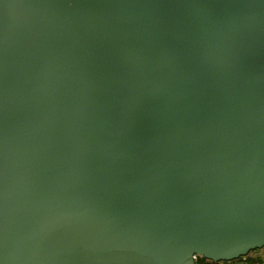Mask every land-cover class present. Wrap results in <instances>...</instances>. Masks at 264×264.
<instances>
[{"label": "water", "instance_id": "1", "mask_svg": "<svg viewBox=\"0 0 264 264\" xmlns=\"http://www.w3.org/2000/svg\"><path fill=\"white\" fill-rule=\"evenodd\" d=\"M0 183L3 264L264 248V0H0Z\"/></svg>", "mask_w": 264, "mask_h": 264}, {"label": "snow or ice", "instance_id": "2", "mask_svg": "<svg viewBox=\"0 0 264 264\" xmlns=\"http://www.w3.org/2000/svg\"><path fill=\"white\" fill-rule=\"evenodd\" d=\"M64 219L65 217L63 216V214L58 213L53 215V220L57 223H60ZM4 243H5V232L3 225V187H2V183H0V257L3 256ZM236 254L238 253H228L226 255L231 256ZM209 255H212L213 260H217L220 258L218 254L209 253ZM0 264H3L2 258H0Z\"/></svg>", "mask_w": 264, "mask_h": 264}, {"label": "crops", "instance_id": "3", "mask_svg": "<svg viewBox=\"0 0 264 264\" xmlns=\"http://www.w3.org/2000/svg\"><path fill=\"white\" fill-rule=\"evenodd\" d=\"M261 258L264 261V248H260L254 251L249 252L246 256L241 257L233 262V264H242V263H249L254 262L255 259Z\"/></svg>", "mask_w": 264, "mask_h": 264}, {"label": "trees", "instance_id": "4", "mask_svg": "<svg viewBox=\"0 0 264 264\" xmlns=\"http://www.w3.org/2000/svg\"><path fill=\"white\" fill-rule=\"evenodd\" d=\"M234 261H236V260L214 262V261H211V260H207V259H205L203 257H197L196 258V264H233ZM256 262H264V261L261 258H257V259H255L254 262H249V263H256Z\"/></svg>", "mask_w": 264, "mask_h": 264}, {"label": "built area", "instance_id": "5", "mask_svg": "<svg viewBox=\"0 0 264 264\" xmlns=\"http://www.w3.org/2000/svg\"><path fill=\"white\" fill-rule=\"evenodd\" d=\"M242 264H264V262H256V263H242Z\"/></svg>", "mask_w": 264, "mask_h": 264}]
</instances>
